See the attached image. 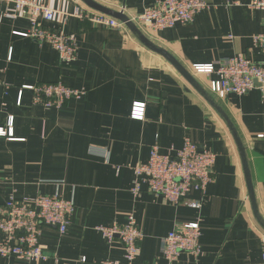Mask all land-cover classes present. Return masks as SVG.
I'll use <instances>...</instances> for the list:
<instances>
[{"label":"crops","instance_id":"obj_1","mask_svg":"<svg viewBox=\"0 0 264 264\" xmlns=\"http://www.w3.org/2000/svg\"><path fill=\"white\" fill-rule=\"evenodd\" d=\"M42 1L67 14L85 6L80 0ZM93 1L136 15L161 0ZM205 1L209 8L190 25L155 33L137 29L178 62L228 116L246 151L255 205L264 220V98L256 88L240 97L214 95L209 85L215 76L191 70L237 55L260 62L263 56L252 37L264 33L262 14L248 7L253 0ZM5 9L0 6V127L8 129L11 117L12 134L0 137V206L10 198L58 194L73 203L74 211L63 235L54 227L42 228L39 242L48 260L0 258V264L122 262L119 240L108 242L96 229L122 225L130 214L143 234L137 264H165L164 238L194 221L200 223V254H180L173 264L262 262L264 230L253 216L232 134L166 58L126 26L95 27L74 18L63 25L58 14L55 21L42 23L76 41L75 60L62 65L51 47L17 35L26 33L29 24L5 18ZM57 82L85 90L86 96L61 109H45L33 103L30 90L22 89ZM186 138L216 157L201 209L172 206L144 187L135 196L133 171L147 161L151 147L174 155Z\"/></svg>","mask_w":264,"mask_h":264},{"label":"built area","instance_id":"obj_2","mask_svg":"<svg viewBox=\"0 0 264 264\" xmlns=\"http://www.w3.org/2000/svg\"><path fill=\"white\" fill-rule=\"evenodd\" d=\"M1 5L6 7L3 12L5 18L25 19L28 22L27 32L17 35L30 38L39 46L51 47L57 52L62 65H68L75 60L76 41L74 37L56 32L42 22H53L59 14L63 25L70 18H74L95 27L125 28V23L80 4L74 8L72 14L56 12L42 0H0ZM248 7L261 12L264 26V0H253ZM208 8L205 0H161L146 7L140 14L130 15L124 10L119 12L136 28L155 33L176 25H190L200 12ZM252 44L257 53L263 56L260 62L237 55L217 64L193 65L191 70L197 75L215 76L209 85L210 92L214 95L240 97L256 88L263 99L264 33L253 36ZM0 86L3 85L0 83ZM22 89L30 90L33 103L45 109H61L69 100H80L86 96L85 90L70 88L61 82ZM134 116L141 117L137 114ZM11 125L10 117L8 129L0 127V137L9 134L11 137ZM215 158L213 153L199 148L187 138L174 155L161 154L158 146L153 145L147 161L134 168V187L131 192L137 196L141 187H144L148 193L172 206L200 210L206 198V188L214 179L212 170ZM193 194H198L199 198H191ZM73 211V203L58 194L37 195L23 200L10 198L0 206V258H16L36 263L48 260L49 257L39 242L42 228L54 227L63 235L70 224ZM96 230L108 242L117 238L124 251L122 262L104 264H137V253L143 234L132 214L126 217L122 225L113 224L110 228L100 227ZM199 238V221L186 223L180 231H171L162 244L165 264L175 263L183 253L197 258L200 254ZM260 264H264V252Z\"/></svg>","mask_w":264,"mask_h":264},{"label":"water","instance_id":"obj_3","mask_svg":"<svg viewBox=\"0 0 264 264\" xmlns=\"http://www.w3.org/2000/svg\"><path fill=\"white\" fill-rule=\"evenodd\" d=\"M80 1L85 6H87L88 8L94 11L100 12L120 22L125 23V26L128 27L145 46H147L151 50L159 53L161 56L166 58V60H168L177 69V71L183 76V78L188 82V84H190L206 100V102L215 110V112L220 116V118H222V120L224 121V123L229 128L232 134L234 143L236 145L238 154L240 156V160H241L242 168L244 172V177L246 181L247 192H248V196H249L251 206H252L253 216L256 222L264 230V220L259 216L257 207L255 205V201H254V192H253L252 182H251L250 173L248 169L246 151L240 141L239 136L237 135L234 129V126L232 125L228 116L225 114L222 108L218 105V103L194 81V79L188 74V72L178 62H176L170 55L165 53L163 50L151 44L146 38H144V36L140 33V31L133 24L127 22V17L123 15L121 12H116L109 8L101 6L98 3L94 2L93 0H80Z\"/></svg>","mask_w":264,"mask_h":264}]
</instances>
